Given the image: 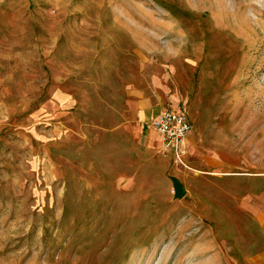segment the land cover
I'll return each instance as SVG.
<instances>
[{
    "label": "rangeland",
    "instance_id": "rangeland-1",
    "mask_svg": "<svg viewBox=\"0 0 264 264\" xmlns=\"http://www.w3.org/2000/svg\"><path fill=\"white\" fill-rule=\"evenodd\" d=\"M148 99L188 113L182 162ZM236 170L264 173V0H0V264H244Z\"/></svg>",
    "mask_w": 264,
    "mask_h": 264
},
{
    "label": "crops",
    "instance_id": "crops-1",
    "mask_svg": "<svg viewBox=\"0 0 264 264\" xmlns=\"http://www.w3.org/2000/svg\"><path fill=\"white\" fill-rule=\"evenodd\" d=\"M140 106V116L146 121L145 125L148 129H150L149 123L152 119L164 110L170 109L164 108L158 101L153 102L152 99L142 101ZM192 140L193 136L190 135L187 141V149L192 145ZM235 172V178L231 180L232 184L236 183L238 187L240 182H245L246 193L241 197L240 206L250 220L249 224L252 231L251 237L248 235L251 242H247L248 246L245 248L244 264H264V173L252 174L248 170L240 172L236 170ZM253 231L255 232L253 233Z\"/></svg>",
    "mask_w": 264,
    "mask_h": 264
},
{
    "label": "built area",
    "instance_id": "built-area-1",
    "mask_svg": "<svg viewBox=\"0 0 264 264\" xmlns=\"http://www.w3.org/2000/svg\"><path fill=\"white\" fill-rule=\"evenodd\" d=\"M159 135L161 147L167 156L180 163L187 154V141L193 131L188 114L182 109H166L149 123Z\"/></svg>",
    "mask_w": 264,
    "mask_h": 264
},
{
    "label": "water",
    "instance_id": "water-1",
    "mask_svg": "<svg viewBox=\"0 0 264 264\" xmlns=\"http://www.w3.org/2000/svg\"><path fill=\"white\" fill-rule=\"evenodd\" d=\"M175 199H182L186 195V188L178 178H173Z\"/></svg>",
    "mask_w": 264,
    "mask_h": 264
}]
</instances>
